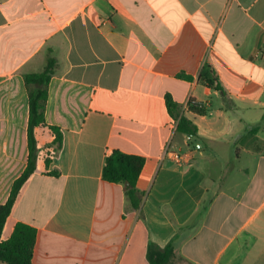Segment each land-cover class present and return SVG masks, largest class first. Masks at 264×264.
Wrapping results in <instances>:
<instances>
[{"label": "crops", "instance_id": "0c3cea01", "mask_svg": "<svg viewBox=\"0 0 264 264\" xmlns=\"http://www.w3.org/2000/svg\"><path fill=\"white\" fill-rule=\"evenodd\" d=\"M49 56L37 169L3 241L22 222L37 230L33 264H149V244L170 242L171 264H264V0H0V204L28 164L24 76ZM207 65L226 98L199 79ZM114 150L145 159L139 209L103 179Z\"/></svg>", "mask_w": 264, "mask_h": 264}, {"label": "trees", "instance_id": "16d2710c", "mask_svg": "<svg viewBox=\"0 0 264 264\" xmlns=\"http://www.w3.org/2000/svg\"><path fill=\"white\" fill-rule=\"evenodd\" d=\"M56 66V60L48 57L44 69L38 73L26 74L24 76L26 86L29 93V127H28V143L29 158L28 164L23 174L15 181L11 195L5 204H0V261L7 264H33V256L37 241V230L25 223L16 224L11 237L8 240H2V233L8 217L11 215L17 197L21 188L35 173L37 169V160L39 150L35 130L38 127L46 125L45 110L49 98V85ZM178 78L184 80H192L193 77L185 73L178 74ZM199 79L209 86L219 90L223 98L227 94L222 87L218 77H216L210 66H205L199 74ZM166 105L170 116L177 121V130L180 133L187 134L191 138L198 135L197 126L187 117L181 115L179 105L170 95L166 96ZM190 111L205 115L207 109L203 103L190 99L188 102ZM54 137L52 142V155L57 154L62 148L63 135L60 128L50 127ZM50 160L47 158V164ZM145 165V159L140 156L123 153L114 150L106 159L103 170V179L110 183L123 184L125 195L134 209H139L142 203L143 194L137 187V181L141 171ZM174 255V246L170 242L165 247H160L154 243H150L147 250V260L149 264H171ZM185 264H193L186 262Z\"/></svg>", "mask_w": 264, "mask_h": 264}, {"label": "built area", "instance_id": "2783aa9c", "mask_svg": "<svg viewBox=\"0 0 264 264\" xmlns=\"http://www.w3.org/2000/svg\"><path fill=\"white\" fill-rule=\"evenodd\" d=\"M166 154L170 155V157L178 164H180L185 159V156L179 152L166 151Z\"/></svg>", "mask_w": 264, "mask_h": 264}]
</instances>
